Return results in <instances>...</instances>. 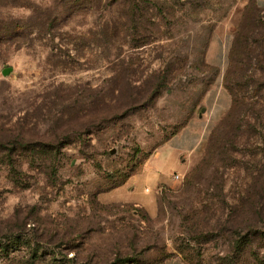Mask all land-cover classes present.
<instances>
[{
  "label": "rangeland",
  "instance_id": "1",
  "mask_svg": "<svg viewBox=\"0 0 264 264\" xmlns=\"http://www.w3.org/2000/svg\"><path fill=\"white\" fill-rule=\"evenodd\" d=\"M261 213L264 0H0V264H264Z\"/></svg>",
  "mask_w": 264,
  "mask_h": 264
},
{
  "label": "trees",
  "instance_id": "2",
  "mask_svg": "<svg viewBox=\"0 0 264 264\" xmlns=\"http://www.w3.org/2000/svg\"><path fill=\"white\" fill-rule=\"evenodd\" d=\"M241 45V38L237 37L236 41L234 42V45L232 47V52H231V56H230V65H229V69H228V73H227V79H228V85L230 86V91L232 92V96H233V103H232V107L231 110L229 112V114L224 118V120L219 124V126L216 128L214 134V137H212V140L215 142L218 139H220V137H222L224 130L226 128V125L229 121V119H235V117H237L238 115H240V110H241V99H242V95H241V91L243 88H248L249 84H245L242 83L240 81V79H236L237 76V55L239 53V46ZM247 83V81H246ZM245 84V85H244ZM213 136V135H212ZM218 142H216L217 144ZM207 154L209 155V151L207 152ZM205 165V164H204ZM195 173V169L190 173V175H188V178H192L193 174ZM261 221L264 220V214L261 213ZM254 226H249L247 227V233L245 234V237H247V234L251 233L254 230ZM191 240V239H190Z\"/></svg>",
  "mask_w": 264,
  "mask_h": 264
},
{
  "label": "water",
  "instance_id": "3",
  "mask_svg": "<svg viewBox=\"0 0 264 264\" xmlns=\"http://www.w3.org/2000/svg\"><path fill=\"white\" fill-rule=\"evenodd\" d=\"M10 70H11L10 68L5 69L4 74H8L10 72Z\"/></svg>",
  "mask_w": 264,
  "mask_h": 264
},
{
  "label": "crops",
  "instance_id": "4",
  "mask_svg": "<svg viewBox=\"0 0 264 264\" xmlns=\"http://www.w3.org/2000/svg\"><path fill=\"white\" fill-rule=\"evenodd\" d=\"M168 146H169V147L171 146V149H172V150H173V149H174V150L177 149V148H175L174 145H172V144H169Z\"/></svg>",
  "mask_w": 264,
  "mask_h": 264
}]
</instances>
